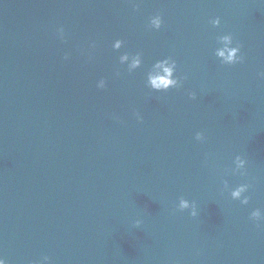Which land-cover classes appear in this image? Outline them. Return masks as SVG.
<instances>
[{"label":"water","instance_id":"obj_1","mask_svg":"<svg viewBox=\"0 0 264 264\" xmlns=\"http://www.w3.org/2000/svg\"><path fill=\"white\" fill-rule=\"evenodd\" d=\"M157 13L163 23L151 30ZM226 33L243 63L213 55ZM137 51L142 65L128 73L117 58ZM166 56L183 86L150 92L144 72ZM260 72L264 0H0V255L7 264L43 255L50 264H264V222L248 219L264 211ZM237 154L247 176L223 174ZM220 180L251 183L248 203L230 200ZM182 198L195 217L176 210Z\"/></svg>","mask_w":264,"mask_h":264},{"label":"clouds","instance_id":"obj_2","mask_svg":"<svg viewBox=\"0 0 264 264\" xmlns=\"http://www.w3.org/2000/svg\"><path fill=\"white\" fill-rule=\"evenodd\" d=\"M133 9L138 8V4H132ZM163 21L159 13L152 15L148 19L147 27L151 30H159ZM208 23L217 28L221 24L219 16L210 18ZM56 35L62 42L65 40V31L62 26L56 29ZM216 47L214 48L213 55L222 65H236L244 62V55L241 52L242 45L239 41L234 39L231 33L220 34L216 36ZM121 39H115L111 43L113 50L121 49L123 45ZM89 47H95L94 43H91ZM69 54L65 53L63 59L68 60ZM117 63L120 66H124V69L128 73H132L142 65V53L137 51L135 53L123 52L117 58ZM119 75V71L116 73ZM260 79H264V72L258 73ZM186 77L178 72L177 62L171 56H166L155 60L150 67L144 72V87L150 92H168L170 89H180L183 86V82ZM98 88L105 87V81L100 80L97 85ZM190 98L195 99V93L188 92ZM137 121H140L142 117L139 113H135ZM195 140L203 142L205 136L202 132H196ZM248 161L240 154L234 156L231 162V167L224 169L223 174L239 175L241 177L247 176ZM220 184L223 185V190L227 191L228 198L232 201H239L241 205L248 203L250 197L246 195L251 188V183H239L235 186H230L227 180H220ZM176 210L184 211L189 210V215L195 217L197 215V209L195 202H190L188 199H180L175 205ZM248 219L259 226L261 222H264V211L259 208L253 209L248 216ZM141 220H137L136 226L139 227ZM0 264H7L6 259L0 255ZM37 264H50V258L47 255H43Z\"/></svg>","mask_w":264,"mask_h":264}]
</instances>
